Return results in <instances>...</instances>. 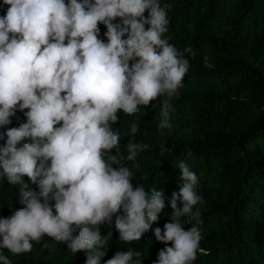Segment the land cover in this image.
I'll return each instance as SVG.
<instances>
[{"label": "clouds", "instance_id": "9594fccd", "mask_svg": "<svg viewBox=\"0 0 264 264\" xmlns=\"http://www.w3.org/2000/svg\"><path fill=\"white\" fill-rule=\"evenodd\" d=\"M4 4L10 7L0 16V128L12 123L17 110L28 111L25 123L0 132V139L7 137L0 147V178L20 185L23 205L0 218V262L11 264L5 249L16 255L30 252L33 241L48 236L66 242L73 254L84 251L86 264H100L113 237L111 230L102 236L100 225H111L115 216L119 240L138 241L158 221L167 199L156 188L134 189L133 173L118 166L123 157L120 134L113 130L117 113L131 115L165 97L159 127H171L172 100L189 61L162 38L168 6L159 0ZM117 18L120 22L114 23ZM100 23L107 28V42L99 38ZM184 51L193 54L191 48ZM131 131H138L136 123ZM148 147L129 141L127 160L135 162ZM170 152L161 146L160 155ZM178 168L183 183L172 194L171 222L154 229L156 240L165 245L154 264H192L197 251H203L201 229L185 230L182 222L187 217L203 224L199 210L192 211L202 200L195 190L198 178L187 163L181 161ZM24 176L39 190H31ZM141 255L117 251L106 264H141Z\"/></svg>", "mask_w": 264, "mask_h": 264}, {"label": "trees", "instance_id": "16d2710c", "mask_svg": "<svg viewBox=\"0 0 264 264\" xmlns=\"http://www.w3.org/2000/svg\"><path fill=\"white\" fill-rule=\"evenodd\" d=\"M159 3L168 6L169 23L162 38L183 52L190 64L183 86L172 100L171 127H159L160 99L165 98L160 97L147 107L139 106L134 114L118 111L113 130L120 134L119 155L123 158L118 166L133 173L134 189L142 185L145 190L163 192L166 207L138 241L119 240L115 216L111 225H100L102 236L113 232L100 264H106L117 251L130 249L142 253L141 264H154L165 247L156 240L154 229L171 222L172 194L183 183L178 168L181 161L197 175L195 190L202 197L192 211L199 210L203 224L182 218L185 230L192 226L201 229L203 251H197L192 264H264V0ZM9 7L0 0V16ZM144 15L148 16L147 10ZM118 22L120 18L114 21ZM99 28V38L107 42L106 26L100 23ZM186 48L193 54L185 52ZM27 111L17 110L12 123L0 132L25 123ZM133 123L138 125L136 133L131 131ZM6 139H0V147ZM132 140L149 145L135 162L127 160V143ZM25 142L29 141L17 147ZM161 146L171 152L160 155ZM23 180L31 190H39L27 176ZM20 199V185L10 184L6 176L0 178V218L23 207ZM78 234L79 229L73 236ZM32 244L30 252L16 255L5 249L4 255L11 264H86V253L73 254L66 242L44 236Z\"/></svg>", "mask_w": 264, "mask_h": 264}]
</instances>
